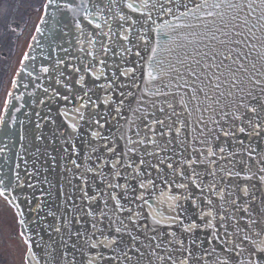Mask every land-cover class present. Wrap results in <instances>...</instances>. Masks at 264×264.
<instances>
[{"label":"water","instance_id":"1","mask_svg":"<svg viewBox=\"0 0 264 264\" xmlns=\"http://www.w3.org/2000/svg\"><path fill=\"white\" fill-rule=\"evenodd\" d=\"M59 3H64L65 0H58ZM74 2H79V0H74ZM184 3L192 6L191 0H183ZM199 2V0H197ZM49 5V0L47 4ZM181 10H183L181 8ZM125 13L131 15L133 19H137L138 23L132 25V31L130 32V43L125 42L119 38L118 35L112 37L111 49L112 51L119 52L122 46L132 47L133 54L128 55L124 54L123 56H113L112 51L109 52L107 56H104L102 53H98V59H105L106 66L104 68L105 76L100 80H96L91 73H85L83 71L84 66L89 64L91 60L90 57L79 52L80 45L75 43L76 37L79 33L76 31L74 25L71 23V13L66 11H57L56 6L50 5L47 8V15L44 13V17L48 20V24L40 25L44 29L43 34L37 33L36 39L33 41L32 46L29 49L28 56L29 60H25L23 68L28 70H34V75H39V69L41 66H47L50 68V73L48 74L52 79H47L42 77L39 81H33L29 77L26 71H23L22 68L18 74L16 82L18 87L12 88L11 93L14 96L24 94V99L20 101L13 100L12 103L19 107L20 104H24V107L20 112H14V109H10L9 113L3 115H12L14 114L17 117V123L10 126L0 127V148L7 145L6 151L0 153V179L4 181L3 185H0V188H6L4 196L8 199L9 203L17 212L23 211L25 220V227L21 230L25 231L24 238L31 237V243L33 252L36 254L39 264H86V258L88 255H96L101 253L105 259L100 260L97 264H181L182 261L187 260V264H212V261L215 260V256L204 257L203 252L205 248L215 247L217 254L223 258L226 256H232L233 259L230 264H236L235 253H226L222 251V246L214 242L212 245H203L202 247H191V239L194 237L198 238L197 244L199 245L200 241L210 239V234L204 230L197 231L194 234H186L182 231L180 225H174L171 229L168 228H158L157 232L152 231L151 219L140 220L138 221L137 226H133L127 221V212L124 213H115L113 214L114 201L109 198V194L113 191L116 192L117 196L121 199L122 204L127 208L131 206L133 209L139 211L136 205L139 201L133 199L134 193L132 189H135V194L140 193L138 184L141 180L147 181V179H153L156 183V189H149L146 193V198H149L151 203L154 201L149 196L153 191L156 195H159L161 189H166V185L161 182V177H168L169 180H174L175 182H184L189 183L187 179L180 177L178 174L174 175L172 170L167 168V163H172L174 168L184 169L186 173L190 174L193 168L196 172L200 174V180L204 185L215 183L218 189H225L226 199L229 201L231 199L237 198L240 205H250L253 217L258 221H264V213L261 212V209L264 208V183H261L259 177L264 175L259 169L264 167V161L261 160V157L264 156V134L260 137L248 136L247 133H237V138H226L220 134V140H216L215 136L220 133L219 127H216L209 120L210 113H203L204 119L208 121L207 128H215V131L209 133L205 129L204 134H200V129L204 128V125L197 123V118L201 113L196 112L194 108V103L191 102L188 104V108L192 111V116L189 117L187 112L181 107L178 103L179 96L183 94L185 90H179V94L159 96V97H149L144 96V103L140 105L144 107L149 112L148 121L145 123H150L152 119H164L166 124L172 125V130L169 132L167 128H162L160 125H153L156 129V135L152 136V133L148 132L147 129L141 124L140 120H136V117L133 115L132 109L136 108L138 105L136 103V98L141 96V90L145 87L144 80L146 76L143 75L145 69L147 68V58L151 55L150 49L155 46L157 40L160 39L157 32L151 31L153 25L146 24L144 25L145 34L148 38V44H144L138 39V36L141 34L139 32L142 24V19L138 13H131L127 9H124ZM55 13L56 19L61 23L56 26L57 38L53 39V35L48 31L53 24L52 15ZM111 15V14H107ZM244 14H241L243 17ZM256 15H259V10ZM82 25L85 29V32H94L87 21H84L80 17ZM153 19L156 20L157 24L163 22L164 19L173 20L172 16H158L153 12ZM253 23L255 22L254 17H250ZM112 25L113 32H117L118 24L123 23L116 20L109 21ZM174 22V21H173ZM131 22H129L130 25ZM195 23V22H194ZM238 23H242L238 21ZM64 24H68L67 28H64L63 31L67 32V36H63V32L60 30L63 28ZM129 25H125L128 27ZM251 26V25H249ZM197 32L203 31L202 28L194 29ZM239 31H245L244 29H237ZM104 31H107V27L104 28ZM185 32L189 30H183ZM247 35V33H245ZM63 36V38H59ZM256 37L259 40L249 37L248 43H255L256 50L251 51L249 47H246L245 44H231V45H220L216 42H211L209 48H205L204 45L210 43L209 41H203L202 43L197 41L194 44H188L184 42L187 46L180 48L177 45H171L174 48V51L171 55L168 53H161V57L166 60H171L175 63L177 58L183 59L185 55L189 57V63H194L191 59L195 57L199 59V56H196V52H206L211 51L212 48H215L217 51H224L227 54V48H233L236 50L242 49L244 52H250V55L247 59L243 57L240 58V61L244 63L247 68V72L241 70V75L256 76V72L252 69V64H256V69L260 73H264V59H261L260 56H264V32L256 31ZM234 40L243 39L242 37L232 36ZM191 39V37H190ZM221 39H225L221 37ZM105 43H109L107 38H104ZM71 41V45L69 44ZM60 45V47H57ZM87 48V43L83 45ZM71 48L70 55L74 57L69 59L68 54L62 51V48ZM99 45H97V49ZM55 49V50H53ZM139 51L141 55L139 57L135 56V52ZM260 53V56L257 55ZM233 57H236V52H233ZM34 57L35 59H31ZM57 59H64L69 65H74L82 69L80 73H75L72 71L71 67L68 68H57L55 61ZM222 57H217L216 63H219ZM96 64L97 67H100L98 61H92ZM227 67H230L233 71L236 70L237 64H233L232 60L229 59L224 62ZM136 67V72L134 77H123L120 76V71L126 67ZM63 71L64 77L62 80L65 82L73 83L79 75H85V80L87 87L92 88L95 92L93 99L100 97L98 100L99 109L101 113L107 112L109 114V123L105 125L104 129H95L100 130L102 135H111L115 133V129L119 125H123L121 131L128 129L129 125L125 122L124 118L131 120H136V124L140 125V137L145 139V144L138 146L137 153L131 155V157H124L123 163L129 161H134V166H139L143 175L138 176L136 179H132L134 175L133 169L124 168L123 166H118L117 169L113 170L111 168L112 160L115 157H111V154L107 153L103 149V141H93V145L100 149L96 153H91L90 148L87 143H84L80 140L74 141L77 144V153L73 154L71 145L64 144L62 142V137L59 133L64 132V129L67 126V122L64 121V118L58 115L57 109L64 106V102L60 101L58 103H53L48 101L45 105H40V99H46V94L41 89H36V83H42L46 87L56 88L61 93H65V89L61 85L55 84V75L58 72ZM183 71V68L181 69ZM217 71L216 69H210L208 75L210 76L212 72ZM220 72H225V68L222 67L219 69ZM113 73H116V79L113 78ZM189 82H192V78L187 77ZM223 79V77H222ZM259 79L264 82V75H260ZM109 81H113V88L108 91V95L111 96L112 101L109 105H104L102 103L103 97L105 95L104 90L99 88V85L106 84ZM167 78H165V82ZM27 84L28 87L25 88L24 85ZM120 84L125 85V87H119ZM134 85H139V88ZM157 86L159 82H157ZM197 86L199 85L197 82ZM211 88V84L208 85ZM247 87H251L248 85ZM228 85L225 84L221 87L219 91H227ZM172 93H177L176 88L165 89ZM190 91V90H188ZM236 93L231 98H222L223 103L232 104L233 102H240V93L236 92L235 89H232ZM254 94L259 95V88L253 89ZM34 92V96H28L27 93ZM73 92L74 94H81L79 85L73 83ZM133 93L131 97H123L125 99L124 107L121 111L120 116L114 112L116 104L122 99L120 93ZM211 95V92L209 93ZM201 99L203 95L200 94ZM185 100H190V96H185ZM36 101V103H33ZM167 102H171L174 105V109L179 115H173L172 109L167 108ZM247 102V101H246ZM73 103H77L73 101ZM155 104V108L152 105ZM71 107V105H68ZM202 105L201 107H205ZM160 107L165 108V112L161 113L158 109ZM217 109V118L219 113V108L221 105H214ZM49 108L52 109L49 112ZM229 111H235V107H231ZM40 113V117L36 116V113ZM244 109H240V113L243 114ZM138 115V114H137ZM46 116H51V120L44 119ZM262 119H264V114H262ZM52 120H55V124L52 123ZM20 121H23L21 125ZM180 121H184L187 124V127L183 126ZM40 123V128L36 127V124ZM239 123V122H237ZM220 124L224 126V130H228L232 127L231 118L225 123L221 120ZM180 128V135L177 136L175 129ZM195 128V131L193 130ZM70 131V130H68ZM167 132L166 136H161V132ZM251 131V129H248ZM81 135L83 141H88L90 138V130L87 124H82ZM120 133H115L116 136H119ZM132 139H138L135 135V129L128 131L127 133ZM23 136V139H21ZM37 136H40L41 139H37ZM149 138L155 139L159 148L155 145L148 142ZM209 140L211 144H202L201 140ZM238 140L244 142L245 148L251 147L256 149L254 158L249 159L247 153L243 155H237L232 158L229 157L226 160L220 159V153L217 151V156L206 157V150L208 146L213 147L215 150L218 145H224L226 149L229 145L232 146L231 150H236V145ZM182 142V143H181ZM124 140H116V154L119 155L125 149ZM67 148L68 151H64ZM166 149L165 151H160V149ZM195 149V151L193 150ZM147 152L158 153L157 155L148 156ZM203 153V155H201ZM88 154L92 155V159H86ZM224 155H227L225 153ZM96 157H101L102 160H107V164L101 163L100 160H97ZM55 158V159H53ZM143 158L147 161L144 165H139V160ZM201 159L204 160V163H197L193 165V168H188L185 163L190 159ZM76 159L77 163L80 165L79 168H76L71 160ZM160 159L165 160L164 165H160L161 171L157 172L154 167L149 165H157ZM208 160H216V164H209ZM243 161V163H241ZM19 165V167H17ZM245 165L251 168V172L254 174L252 180H244L243 178L232 177L229 178L224 175L221 171L222 168H231L233 171H241L242 175H246ZM93 167L97 170L103 169L105 176L109 179L112 176L114 171H120L124 177H128L127 183L129 184V191L125 193L122 189H110L107 187V182H101V178L96 176L95 173L86 172V168ZM214 171L216 172L215 178L210 175H207V172ZM16 173H19L20 180H16ZM83 177V179H81ZM47 181V183L45 182ZM86 181V183H85ZM113 183L117 181H112ZM119 183H125L123 178H119ZM29 184H32L33 187H28ZM245 184L248 185L250 193L249 197H244L242 192L239 191V188H242ZM22 185V186H21ZM86 191L89 196L100 194L98 202H92L91 207L95 211L96 220L93 221L91 217L86 215V212L89 209V201L83 196V192ZM182 191L176 189L174 186L172 192ZM189 191H191L197 197L199 196L198 190L190 185ZM231 192L229 196L228 193ZM127 195V199H125ZM206 195L211 196L214 201V204L218 207L222 203L218 197L212 193H207ZM107 200L108 208L104 209L109 213V216L115 218V216H120L125 219V223H129V230L132 232L133 236L138 238V243H135L134 246L129 250L125 245H133L131 237L128 235L123 236V243L120 244L115 251L109 248L100 247L98 249H91L88 246V238L93 231L91 229V223L96 222L97 228L102 229L104 235L115 236L117 235L114 231L109 229V220L107 217L103 218L101 221L99 210L103 208V201ZM19 205V208L16 205ZM39 206V211L37 208ZM167 205H162L161 210L163 211ZM185 207L188 208V213L186 215L185 223L191 219H196V216L193 215V208L191 204H185ZM229 210V214H232V205L229 203L226 205ZM51 211L54 215L49 216L47 213ZM144 216H147L148 209L145 207L143 209ZM237 219H240L242 216H245L242 212H235ZM19 219L21 217L18 216ZM199 223V220H197ZM231 224V221H229ZM245 220H241V227L244 226ZM145 224L148 227H145ZM59 227L61 231L59 233L55 232L54 228ZM115 227V226H113ZM260 227H264V223L258 224L256 230H259ZM231 231V228L229 229ZM168 231H174L176 237L172 238L167 235ZM86 233V235L77 238L76 233ZM251 234V233H250ZM158 235L160 239L152 241L151 236ZM244 233H240V237H243ZM264 237V234H262ZM254 239H259L253 237ZM94 239H103L100 235V232L97 231ZM171 239L173 243L169 245L167 241ZM62 240L67 241V245L62 243ZM163 241L161 248H156L157 243ZM176 240H184V248L191 247V255L187 251H184V248H181L177 244ZM75 245V247H73ZM244 247L250 248L251 243L249 241L244 242ZM136 249H139L137 251ZM123 251H127L128 255L131 257L130 260L123 258ZM66 253V256H65ZM117 257L116 259H110V257ZM247 256V253H245ZM163 257V259H160ZM170 257V258H169ZM30 264H35V262H30Z\"/></svg>","mask_w":264,"mask_h":264},{"label":"snow or ice","instance_id":"2","mask_svg":"<svg viewBox=\"0 0 264 264\" xmlns=\"http://www.w3.org/2000/svg\"><path fill=\"white\" fill-rule=\"evenodd\" d=\"M192 6L184 3L183 0H79V2H74V0H65L64 3H59L58 0H49V5L45 6V15H47V8L50 5H55L57 11H66L71 13V23L74 25L76 31L79 35L76 37L75 43L80 45L79 52L90 57L91 60L89 64L84 66L83 71L85 73H91L96 80H100L105 76L104 68L106 66L105 59H98V53H102L104 56H107L110 51H112L110 45L112 42V37L118 35L119 38L125 42L130 43V32L132 31V25L138 23L137 19H133L131 15L125 13L124 9H127L131 13H138L142 19V24L139 32L141 33L138 36V39L144 44H148V38L145 34L144 25L151 24V31L157 32L160 39L157 40L155 46L151 47V55L147 58V68L145 69L143 75L146 76L144 80L145 87L141 90V96L136 98L137 107L132 109L133 115L136 117V120H140L141 124L147 129L148 132L152 133V136L156 135V129L153 125H160L162 128H167L170 132L172 130L171 124H166L164 119H152L150 123H145L148 121L149 112L146 108L141 107L144 103L143 97H159V96H169L179 94V90H185L182 95L179 96L178 103L183 107L187 112L188 116H192V111L188 108V104L191 102L194 103V108L196 112L201 113L197 118V123L204 125V128L200 129V134L203 135L205 129L209 133L215 131V128L208 129L207 123L204 119L203 113L208 112L209 120L216 127H219L220 133L215 136L216 140H220V134L223 137L232 139L237 138V133H247L248 136L260 137L264 134V119H262V114H264V82L259 79L260 73L256 69V64H252V69L256 72V76L241 75V70L247 72V68L240 61V58L243 57L247 59L251 51L256 50L255 43H248L249 37L259 40L256 37V31L264 32V0H191ZM181 8L183 10H181ZM259 10V15H256ZM153 12L158 16H172L173 20L164 19L162 23L157 24L156 20L153 19ZM111 14V15H107ZM241 14H244L243 17ZM87 21L94 30V32H85V29L82 25L81 19ZM250 17H254L255 22L253 23ZM242 23H238L241 21ZM53 24L48 31L53 35V39L57 38L56 26L61 22L56 19L55 13L52 15ZM110 20H116L123 22L118 24L117 32H113L112 25L109 22ZM174 21V22H173ZM129 22L130 25H129ZM195 22V23H194ZM48 24V20L41 18L40 24L36 26V32L43 34L44 29L40 25ZM125 25H129L125 27ZM251 25V26H249ZM68 24H64L63 28L60 30L63 32V36H67L68 33L63 31L64 28H67ZM107 27V31H104V28ZM202 28L203 31L197 32L194 29ZM244 29L245 31H239L237 29ZM183 30H189L187 32ZM247 33V35H245ZM242 37L243 39L234 40L232 36ZM60 36L59 38H63ZM191 37V39H190ZM224 37L225 39H221ZM104 38H107L109 43H105ZM35 40L36 38L33 37ZM209 41L210 43L205 44V48H209L211 42H216L220 45H231V44H245L246 47H249L250 52H244L242 49L236 50L233 48H227L225 54L224 51H217L215 48H212L211 51L206 52H196V56H199V59L192 57L191 59L194 63H189L188 55H185L183 59L177 58L175 63L171 60H166L161 57V53L172 54L174 48L171 45H177L180 48H184L188 44H194L203 41ZM87 43V48L83 45ZM71 45V41H69ZM97 45L99 48L97 49ZM60 47V45H57ZM55 50V49H53ZM66 54H68L69 59L71 57L70 52L71 48H62ZM233 52H236V57H233ZM124 54L132 55V47L122 46L119 52L112 51L113 56H123ZM135 56L139 57L141 53L136 51ZM260 56V53H257ZM222 57L219 63H216L217 57ZM261 59H264V56H260ZM30 57L26 53L24 60H29ZM31 59H35L31 57ZM231 59L233 64H237V68L233 71L230 67L225 65V61ZM92 61H98L100 67H97L96 64ZM22 70L26 71L27 75L32 78L33 81H39L42 77L47 79H52L48 74L50 73V68L47 66H41L39 69V75H34V70H28L23 68ZM57 68H68L71 67L72 71L75 73H80L81 68L75 67L74 65H69L64 59H57L55 61ZM224 67L225 72H219V69ZM183 68V71L181 69ZM210 69H216L217 71L212 72L211 75H208ZM136 72V67H126L120 71V76L123 77H134ZM192 78V82H189V79ZM64 77V72L60 71L55 75V84L61 85L65 89V93H61L56 88L46 87L42 83H36L35 88L41 89L46 94V99H40L39 104L45 105L48 101L53 103H58L60 101L64 102V106L57 109L58 115L64 118V121L67 122V126L64 129V132L59 133L62 137V142L64 144H70L72 153H77V144L74 142L80 140L88 144V147L91 150V153H96L100 151L99 148L93 145V141H103V149L107 153L111 154V157H115L112 160L111 168L113 170L117 169L118 166H123L124 168L133 169L134 175L132 179H136L138 176L143 175L140 167L134 166V161L129 159L128 162L123 163L124 157H131V155L137 153L138 146L145 144V139L140 137V125L136 124V120H131L124 118L125 122L129 125L128 129L121 131L123 125H117L115 133H120L119 136H116L115 133L111 135H102L100 130L95 129H104L105 125L109 123V114L107 112L101 113L98 111L99 104L98 100L100 97L93 99L95 92L92 88L87 87L85 75H79L77 79L73 82L75 85H79L81 94H74L73 92V83L65 82L62 80ZM223 77V79H222ZM114 80L117 78L116 73H113ZM165 78L167 81L165 82ZM159 82L160 86H157ZM197 82L199 85L197 86ZM211 84V88L208 85ZM228 85V90L219 91L223 85ZM251 85V87H247ZM139 88V85H134ZM18 87L17 82L13 81V88ZM25 88L28 87L27 84L24 85ZM119 87L123 88L125 85L120 84ZM176 88L177 93H172L165 91V89ZM99 88L104 90L105 95L103 97L102 103L104 105H109L112 101L111 96L108 95V91L113 88V81H109L106 84L99 85ZM259 88V95L254 94L253 89ZM235 89L236 92L240 93V102L237 104L233 102L232 104L223 103L222 98H231L236 95L232 91ZM190 90V91H188ZM211 92V95L209 94ZM200 94L203 95L201 99ZM28 96H34V92L27 93ZM122 99L116 104L114 112L117 116H120L121 111L125 104V99L123 97H131L133 93L128 92L120 93ZM185 96H190V100L186 101ZM8 99L5 100L4 112L9 113L10 109H14V112H20L24 107V104H20L19 107H16L12 101H20L24 99V94L14 96L13 93H8ZM76 101L77 103H73ZM247 101V102H246ZM36 103V101H33ZM167 108L172 109L173 115H179L174 109V105L171 102H167ZM68 105H71L69 107ZM206 105L205 107H201ZM214 105H221L219 108L218 118H217V109ZM155 108V104L152 105ZM231 107H235V111H229ZM243 108V114L240 113V109ZM161 113L165 112L164 107L158 109ZM52 109L49 108V112ZM138 114V115H137ZM36 116L39 118L40 113L37 112ZM231 118L232 127L228 130H224V126L220 124V121L223 120L225 123ZM44 119L51 120V116H46ZM239 122V123H237ZM17 123V117L12 115H3L0 116V127L10 126ZM21 125L23 121H20ZM52 123L55 124V120H52ZM180 123L187 127L184 121ZM82 124H87L90 130V138L88 141L82 140L81 127ZM40 123L36 124L37 128H40ZM135 129V135L138 139H132L127 133ZM251 129V131H248ZM70 130V131H68ZM195 131V128L193 129ZM176 135L179 136L181 129H175ZM167 132H161V136H166ZM23 139V136H21ZM37 139H41L40 136H37ZM238 139V138H237ZM116 140H124L125 149L119 155L116 154ZM149 143L155 145L159 148L155 139L149 138ZM182 143V142H181ZM202 144H211V141L205 139L201 140ZM7 145L0 148V153L6 151ZM232 146L229 145L228 148L224 145H218L214 150L213 147L208 146L206 150V157H215L217 156V151L221 154L220 159L226 160L229 157H236L237 155H243L247 153L249 159L254 158L256 153L255 148L250 146L245 148L244 142L238 140L236 145V150H231ZM166 149L161 148L160 151H165ZM195 151V149H193ZM64 151H68L67 148ZM227 153V155H224ZM158 153L147 152L146 155L153 156ZM203 155V153H201ZM55 159V158H53ZM86 159L91 160L92 155L88 154ZM97 160H100L101 163L107 164V160H102L101 157H96ZM261 160L264 161V156L261 157ZM71 163L79 168L80 165L77 163L76 159H72ZM147 161L143 158L139 160V165H144ZM188 168H193V165L197 163H204V160L199 158L190 159L185 162ZM209 164H216V160H208ZM243 163V161L241 162ZM165 160L160 159L157 165H149L154 167L157 172L161 171L160 165H164ZM167 168L172 170L173 174H178L180 177L187 179L189 183L184 182H175L174 180H169L168 177H161V182L165 184L166 189H161L159 195H156L153 191L149 194L154 203H151L149 198H146V193L151 188L156 189V183L153 179H147V181L141 180L138 184L140 193L135 194L136 190L132 189L134 193L133 199L139 201L136 207L139 211L133 209L131 206L125 207L122 204L121 199L117 196L116 192L113 191L109 194V198L114 201L113 214L115 213H124L127 212V221L133 226H137L138 221L151 219L152 231L157 232L158 228H168L171 229L174 225H180L181 229L186 234H194L197 231L204 230L210 234V239L200 241L199 245L197 244L198 238L194 237L191 239V247H202L203 245H212L214 242L222 246V251L226 253H235L236 264H264V227H260L259 230H256L258 224L264 223V221H258L253 217L252 210L250 205H240L238 199L234 198L230 201L226 199L225 189H218L213 180V183L204 185L200 180V174L193 170L190 174L186 173L184 169H175L172 163H167ZM19 167V165H17ZM246 175H242L241 171H233L231 168H222L221 171L225 176L232 178H243L244 180H252L254 174L251 172V168L245 165ZM261 173H264V167L259 169ZM86 172L95 173L96 176L101 178V182H107V187L110 189H122L125 193L129 191V184L127 183L128 177H124L120 171H114L111 178L109 179L105 176L103 169L97 170L93 167L86 168ZM207 175L215 178L216 172L210 171L206 173ZM119 178H123L125 183H119ZM83 179V177H81ZM16 180H20L19 173H16ZM261 183H264V175L259 177ZM112 181H117L113 183ZM47 183V181H45ZM86 183V181H85ZM4 181L0 179V185H3ZM190 185L193 186L199 192L197 197L191 191H189ZM22 186V185H21ZM173 186L182 191L172 192ZM28 187H33L32 184H29ZM7 191L6 188H0V196H3ZM239 191L242 192L244 197H249L252 195L249 191V187L245 184L242 188H239ZM207 193H212L222 202L217 207L214 204L211 196L206 195ZM231 195V192L228 193ZM83 196L89 201V209L86 212L88 217H91L93 221L96 220L95 211L91 207L92 202H98L100 194L89 196L86 191L83 192ZM127 199V195L124 197ZM232 205V214H229V210L226 207L227 204ZM167 205V207L162 211L161 206ZM185 204H191L194 212L193 215L196 216V219H191L185 223L186 215L188 213V208L185 207ZM19 208V205H16ZM147 207L148 214L144 216L143 209ZM108 208L107 200L103 201V208L99 210L101 221L103 218L107 217L109 220V229L114 231L117 235L108 236L104 235L102 229L97 228V223H91V235L88 238V246L91 249H98L100 247L109 248L113 251L123 243V236L126 234L131 237L133 245H125L126 248H131L135 243H138V238L132 235V232L129 230V223H125V219L120 216H109V213L104 209ZM39 206L37 211H39ZM235 212H242L245 216H242L240 219H237ZM261 212L264 213V208L261 209ZM47 215L52 216L54 213L49 211ZM19 224L22 229L25 227V220L23 219L24 212H18ZM199 220V223L197 222ZM241 220H245L244 226L241 227ZM231 221V224L229 223ZM115 226V227H113ZM145 227H148L145 224ZM231 228V231L229 230ZM55 232L59 233L61 229L56 227ZM99 231L103 239H94L96 232ZM243 232V237H240V233ZM251 233V234H250ZM20 235L25 236V231H21ZM86 235V233L77 232V238ZM167 235L169 237L175 238L176 233L174 231H168ZM253 237L259 238L254 239ZM152 241L160 239L158 235H153L150 237ZM249 241L251 243L250 248L244 247V242ZM25 244L28 245L27 258L25 264H30V262H35L39 264L36 254L33 252L31 237L25 239ZM177 244L184 248V240H176ZM62 243L67 245V241L62 240ZM169 245L173 243V240L169 239L167 241ZM163 241L156 244V248H161ZM75 247V245H73ZM191 247L184 248V251H187L191 255ZM139 251V249H136ZM247 253V256H245ZM66 256V253H65ZM204 257L215 256V260L212 261V264H230L233 257L226 256L221 258L217 254L215 247L205 248L203 252ZM117 257L113 256L110 259H116ZM123 258L130 260L131 257L128 255L127 251H123ZM170 258V257H169ZM105 257L101 253L96 255H88L86 258V264H97L98 261L104 260ZM163 259V257H160ZM181 264H187V260L181 262Z\"/></svg>","mask_w":264,"mask_h":264},{"label":"flooded vegetation","instance_id":"3","mask_svg":"<svg viewBox=\"0 0 264 264\" xmlns=\"http://www.w3.org/2000/svg\"><path fill=\"white\" fill-rule=\"evenodd\" d=\"M48 0H0V116L36 37ZM14 207L0 196V264H25L28 245Z\"/></svg>","mask_w":264,"mask_h":264}]
</instances>
